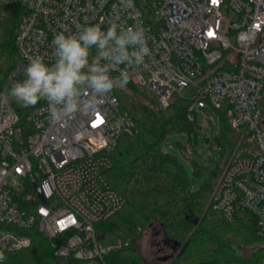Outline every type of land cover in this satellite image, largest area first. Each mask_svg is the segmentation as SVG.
Segmentation results:
<instances>
[{
    "label": "built area",
    "instance_id": "2783aa9c",
    "mask_svg": "<svg viewBox=\"0 0 264 264\" xmlns=\"http://www.w3.org/2000/svg\"><path fill=\"white\" fill-rule=\"evenodd\" d=\"M5 2L25 13L16 37L19 60L0 94V252L30 248L28 233L35 229L56 240L60 260L78 264H108L105 257L120 247H102L96 230L125 205L105 175L118 141L135 128L115 87L98 98L94 111L63 122L51 120L47 101L21 107L8 95L26 78L31 57L54 62L57 33L96 24L145 29L151 50L145 62L121 65L111 76L118 80L126 72L128 82L154 96L163 110L187 105L188 122L199 126V111L227 104L234 145L208 208L229 222L249 213L264 237V0H133L132 9L120 0ZM23 111L27 126L21 127ZM233 264H264V258Z\"/></svg>",
    "mask_w": 264,
    "mask_h": 264
},
{
    "label": "trees",
    "instance_id": "16d2710c",
    "mask_svg": "<svg viewBox=\"0 0 264 264\" xmlns=\"http://www.w3.org/2000/svg\"><path fill=\"white\" fill-rule=\"evenodd\" d=\"M24 13L19 5L0 3V94L19 60L16 37ZM124 86L130 93L123 89L115 92L121 111L132 118L135 128L132 135H123L118 141L112 155L113 167L105 174L111 188L125 200L120 212L96 224L99 239L112 233L121 243L105 257L106 263L145 264L132 243L156 222L161 223L167 239L181 245L169 264H233L264 258V237L258 235L252 215L244 212L229 222L208 208L211 182L234 145L228 114L222 115L221 134L216 138L222 162L216 166L211 182L194 193L183 165L162 150L169 135L197 131V124L187 120V105H172L165 111L144 90L130 82ZM11 104L25 107L12 98ZM26 116L27 111L19 114V126H27ZM193 168L198 176L205 170L196 161ZM28 234L33 245L5 254L3 264H78L55 255L56 240L37 229Z\"/></svg>",
    "mask_w": 264,
    "mask_h": 264
},
{
    "label": "clouds",
    "instance_id": "9594fccd",
    "mask_svg": "<svg viewBox=\"0 0 264 264\" xmlns=\"http://www.w3.org/2000/svg\"><path fill=\"white\" fill-rule=\"evenodd\" d=\"M120 5L125 9L134 7L133 0H120ZM52 45L54 62L46 63L41 55L31 57L26 78L13 84L8 95L25 107L47 101L54 122H63L81 111H94L98 98L128 82L126 72L122 71L118 80L111 72L121 65H142L151 51L145 29L139 24L127 28L112 24L107 30L99 24L89 25L75 34L61 31ZM92 49L96 50L95 56L91 55ZM5 259L0 252V262Z\"/></svg>",
    "mask_w": 264,
    "mask_h": 264
},
{
    "label": "rangeland",
    "instance_id": "374dc122",
    "mask_svg": "<svg viewBox=\"0 0 264 264\" xmlns=\"http://www.w3.org/2000/svg\"><path fill=\"white\" fill-rule=\"evenodd\" d=\"M1 2H5V0H0ZM135 87L139 89L137 86ZM115 89L116 91L123 89L127 94L130 93L125 86H116ZM144 93L152 98L154 97L147 91ZM227 109V104L222 102L219 104L218 111L210 107L206 109V112L199 111L197 116L199 126H197L195 133L190 135L187 132L175 133L166 137L162 143L163 152L176 157L185 168L191 191L194 193L211 182L216 166L222 162L221 153L216 146V138L221 134V117L227 112ZM194 161L205 167V170L199 176L194 173ZM221 170L211 182L212 189H214ZM215 215L218 216L217 213ZM99 232L104 234L102 229H99ZM100 244L104 248H115L119 245V240L114 234L109 233L100 238ZM132 246L142 257L145 264H169L171 259L160 262L158 258L173 253V243L167 241L163 227L159 222L141 231ZM245 251L248 254L250 253V251Z\"/></svg>",
    "mask_w": 264,
    "mask_h": 264
},
{
    "label": "water",
    "instance_id": "95a60500",
    "mask_svg": "<svg viewBox=\"0 0 264 264\" xmlns=\"http://www.w3.org/2000/svg\"><path fill=\"white\" fill-rule=\"evenodd\" d=\"M35 189L37 190V192L39 193V197L41 199V201L43 203H46V199L44 198L43 194L41 193L40 191V188L38 186L35 187ZM167 241L170 243H173V253L170 254V255H167V256H163V257H159L158 260L160 262H166L172 258L175 257V254L178 252V250L181 248V245L179 243H176V242H172L171 240L167 239Z\"/></svg>",
    "mask_w": 264,
    "mask_h": 264
}]
</instances>
